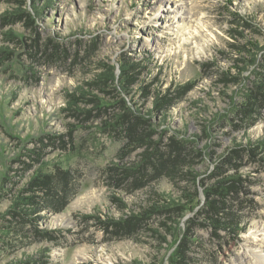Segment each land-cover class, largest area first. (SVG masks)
I'll return each mask as SVG.
<instances>
[{
	"label": "rangeland",
	"instance_id": "obj_1",
	"mask_svg": "<svg viewBox=\"0 0 264 264\" xmlns=\"http://www.w3.org/2000/svg\"><path fill=\"white\" fill-rule=\"evenodd\" d=\"M139 138L184 179L126 176ZM189 217L174 264H264V0H0V264H171Z\"/></svg>",
	"mask_w": 264,
	"mask_h": 264
},
{
	"label": "trees",
	"instance_id": "obj_2",
	"mask_svg": "<svg viewBox=\"0 0 264 264\" xmlns=\"http://www.w3.org/2000/svg\"><path fill=\"white\" fill-rule=\"evenodd\" d=\"M158 106H161L158 105ZM127 115L123 114L122 118L125 119ZM128 120V119H127ZM139 118H136V120L134 122H130L129 120V125L126 127L128 132L131 133H135L136 131V126L139 124ZM152 131H154L152 129ZM147 137H149L147 135ZM142 140V142H147L144 141V139L139 138ZM140 145H144L145 149L143 151V154H141V162L137 165H135L134 167L131 168H126L124 170V174L126 176H136L140 173H142L143 170H145L146 168H148V165L152 166V175H148L147 177H149L150 179H160L162 177H165L169 180V182L174 185L177 183V180L179 179H184V177H171V175L166 174L167 172H171L170 170H178L183 166V163L180 159V151L175 152L174 154L171 151H167L165 153L162 152H157L154 151V144L153 143H141ZM164 172V174H163ZM49 176H46L43 180H41L40 178L34 179L31 184L30 187H32L33 190L40 191L41 196L39 195V197H35V195H25V206L26 208H23L25 210V212H31L34 210V208H38L37 210H43L46 211L48 213H56L59 210H61L64 205L68 202L67 200L70 198L69 194L66 191V187L67 185L62 182L60 184V186L62 187V189H58L57 185L55 183H52L49 178ZM143 177L144 176H139L136 179V184L142 183L143 182ZM146 178V177H145ZM144 178V179H145ZM48 180V181H47ZM228 181L226 180H220L216 186H214V188H207L205 190H203L204 195H205V203L206 205H208L210 207V211L205 212L204 214V218L209 219L211 224L214 226H223V227H227L228 229H232L236 227V221L234 219V216L232 215H227L225 217H223V219H219L216 218L214 216V213L216 212L214 206H216V204L214 203V201L212 200V191H216L219 192L220 194H223L224 188L223 186L225 184H227ZM232 182V181H231ZM63 191L60 195H59V191ZM64 194V195H63ZM63 195V196H62ZM41 205V206H37V205ZM172 207V206H170ZM154 209V206H153ZM169 209V208H168ZM29 215L31 213H28ZM178 216L179 217H183V209L182 211L180 210V212H178ZM138 219V216L131 214L130 216L120 219L118 220L116 223H114L115 225H121V224H125L126 227H129L130 225V229L131 227L134 225L135 221ZM192 217L187 218L184 221L185 224V230L182 234V239L181 241L178 242L177 246L175 247V250L173 251L171 257L172 259L170 260L171 264H174L176 258L179 259L182 262V258L186 253V242L190 241V224L192 222ZM225 228V229H227ZM180 263V262H179Z\"/></svg>",
	"mask_w": 264,
	"mask_h": 264
},
{
	"label": "bare ground",
	"instance_id": "obj_3",
	"mask_svg": "<svg viewBox=\"0 0 264 264\" xmlns=\"http://www.w3.org/2000/svg\"><path fill=\"white\" fill-rule=\"evenodd\" d=\"M263 258V257H262Z\"/></svg>",
	"mask_w": 264,
	"mask_h": 264
}]
</instances>
